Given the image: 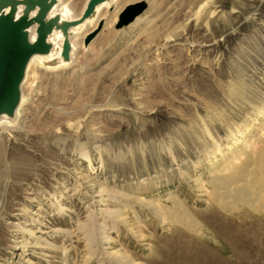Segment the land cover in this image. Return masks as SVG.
Returning a JSON list of instances; mask_svg holds the SVG:
<instances>
[{"label": "rangeland", "instance_id": "1", "mask_svg": "<svg viewBox=\"0 0 264 264\" xmlns=\"http://www.w3.org/2000/svg\"><path fill=\"white\" fill-rule=\"evenodd\" d=\"M86 1L66 0L77 14ZM101 19L88 45L76 38L67 69L33 66L19 127L0 134V264H98L76 229L119 205L98 193L103 183L162 203L174 192L205 231L161 227L132 202L129 224L147 241L107 228L108 250L141 264H264V210L239 199L223 209L196 188L209 187L216 148L260 129L264 0H117Z\"/></svg>", "mask_w": 264, "mask_h": 264}, {"label": "bare ground", "instance_id": "2", "mask_svg": "<svg viewBox=\"0 0 264 264\" xmlns=\"http://www.w3.org/2000/svg\"><path fill=\"white\" fill-rule=\"evenodd\" d=\"M116 1L117 0H111L100 4L97 7V14L94 18L87 19L80 27L73 28L74 34L71 37L73 50L69 63L61 61L60 50H56L50 55H36L32 58L23 84L22 100L17 111V116L15 119H10L8 117L0 118V134L11 133V129L13 130V128L19 127L20 115L25 102L24 86L33 66H41L46 69H64L71 65L74 61L75 50L79 44L76 38H80L81 42H83L88 34H86L87 29H89L91 25L96 27L102 22L101 15L103 9ZM54 11L59 12L65 18L72 19L82 14V12L77 14L73 10L71 4L67 3L66 0H59ZM138 16L139 15L131 22H134ZM52 39L55 41V44L61 48L63 41L62 33L59 31L55 32ZM54 57L59 58L60 63L58 66L47 67L43 65L42 60L52 59ZM258 123H260V129H258L257 133L250 139L242 138L245 137L242 135L244 132H240L236 139L233 137L235 145L234 147L231 146L232 148L230 147L231 149L228 152L223 153L222 147L220 146L221 148H216L212 154H210L211 157L217 160L211 164L208 172L209 187L207 188L206 183L197 181L196 188L197 191L201 192L200 196H210L213 201L223 209H230L236 200L239 199L257 210H264V117L262 121ZM82 155L88 159L90 164L92 163V158L88 151H85ZM101 166H103V164ZM98 193L101 195L108 194L111 198H114L119 205L110 209L101 208L96 211L93 209L88 214L87 222L79 220V227L76 230L83 235L89 249L88 263L97 261L98 264H141L122 248L108 250L105 247L106 243L109 244V242H111V238L107 234L108 231H106L107 228L117 229L121 225L128 229L136 241H147V237H145L143 233H139L129 224L127 210L133 208L132 202L144 205L151 214L153 220L161 227L173 223L185 226L193 232L205 235L203 225L189 213L184 206L183 200L174 192L167 193L164 200H162L164 203L157 199L131 196V194L122 191L118 187L111 188L105 185V183L101 185ZM104 196L105 195H102V197ZM165 202L169 205L165 204ZM61 208L63 210L66 207ZM135 215L139 220L140 215L137 212ZM100 219L101 222H99ZM18 228L23 229V226H18ZM30 233L33 234V231H30ZM72 233V231H66L67 236ZM63 254L65 261H68L69 255L67 247L63 248Z\"/></svg>", "mask_w": 264, "mask_h": 264}, {"label": "water", "instance_id": "3", "mask_svg": "<svg viewBox=\"0 0 264 264\" xmlns=\"http://www.w3.org/2000/svg\"><path fill=\"white\" fill-rule=\"evenodd\" d=\"M111 0H88L77 18H65L54 9L59 0H0V118L15 119L22 100L23 84L30 61L36 55L46 56L61 51V61L69 63L73 28L94 18L97 7ZM146 7V2L129 4L119 15L118 28L129 24ZM102 22L85 38L88 45L101 28ZM61 32L59 48L52 39ZM44 66L56 67L59 58L42 60Z\"/></svg>", "mask_w": 264, "mask_h": 264}]
</instances>
